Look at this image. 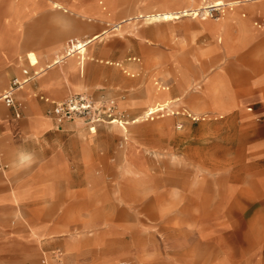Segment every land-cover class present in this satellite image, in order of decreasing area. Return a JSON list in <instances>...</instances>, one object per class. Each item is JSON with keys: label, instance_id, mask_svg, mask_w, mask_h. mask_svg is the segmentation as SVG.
<instances>
[{"label": "rangeland", "instance_id": "1", "mask_svg": "<svg viewBox=\"0 0 264 264\" xmlns=\"http://www.w3.org/2000/svg\"><path fill=\"white\" fill-rule=\"evenodd\" d=\"M9 1L0 0V31L11 16L4 9ZM65 1L81 15L45 0L15 24L19 50L11 62L0 61V93L24 68L41 70L65 55L70 38L107 30L88 46L81 56L86 60L69 56L46 68L33 81L38 92L28 83L19 97L25 108L36 96L49 97L46 116L56 121L48 113L51 101L87 92L100 106L114 100L117 119L129 124L106 119L93 132L75 117L64 122L70 128L56 123L38 134L23 125L5 145L0 133V161L8 164L5 174L0 171V198L25 182L51 185L49 202L34 209L0 202V264H41L44 251L55 264H264V159L255 155L263 125L246 117L264 91V30L254 24H264V0L170 21L146 18L182 8L169 0ZM192 3L202 6V0ZM205 22L219 24L215 34ZM78 23L89 28L76 33ZM30 50L40 64H29ZM150 87L160 92L157 107L180 113L132 123L150 109ZM0 108L8 111L3 103ZM23 111L20 120L28 121ZM61 132L92 136V150L80 153L75 166L86 181L75 190L69 188L67 151L55 137ZM44 146L47 151L36 155ZM18 207L31 213L28 223L11 221ZM37 225L46 227L40 237L31 231Z\"/></svg>", "mask_w": 264, "mask_h": 264}, {"label": "crops", "instance_id": "2", "mask_svg": "<svg viewBox=\"0 0 264 264\" xmlns=\"http://www.w3.org/2000/svg\"><path fill=\"white\" fill-rule=\"evenodd\" d=\"M43 1H45V0H10L7 3L4 2L5 3L4 4L5 5V8H4L5 12L11 13V16L4 20L5 26L0 31V61L1 62L2 61L6 62V63L11 62L13 56L15 54H17V52L19 50V37H18L17 31L14 27L15 24H17V22H20L21 20L24 19L25 15L28 12L29 7L31 5H33L36 2H43ZM221 1L226 3L224 0H221ZM248 1H251V3H254V2H258L259 0H234V1L230 2V4H232L233 6H241V5L246 4ZM192 2H195V0H189V1L188 0H169L168 4H170L172 6H177V8H179L181 6L182 8L181 9H167L165 11H161V12H157V13L146 14V18L151 19L152 21L179 20L180 18H182L184 16L177 18V19L168 18L167 16L169 13L181 14L182 12L184 13L185 11L193 12L195 10H198L201 7V4L199 7H194ZM100 3L102 4L103 1L100 0ZM48 4H52L51 8H53V9H64L65 11H69L73 15H81L79 12L75 11L74 9L67 8L65 0H48ZM202 5H203V0H202ZM248 7H250V9L258 8L257 5H252V4H250ZM260 7L262 9H264V5H261ZM159 15L161 16V18H157V16H159ZM189 16H193V15H189ZM140 17H144V15L137 16V18H140ZM193 17H196V16H193ZM130 19H132V18L124 19L121 22L128 23V21ZM89 21H92V19H89ZM254 24H255V26L263 28V30H264V24L259 23L258 21H255ZM87 25H89V24H87ZM87 25L78 23V26H75V32L79 33V34L86 32V30L89 28ZM118 26H122V25L118 24ZM218 26H219L218 23L205 22L204 28L209 29L213 34H215L214 32L217 31ZM106 32H107V30H103L102 32L94 33L90 36V38L72 37L67 41V44L70 40H81V41L88 42L85 50L83 51L84 53L82 54V55H84V54H86V52L88 50V46L91 43H93L95 40L99 39ZM66 49H67V47H66ZM82 55L76 54L74 56L70 55V57L71 58H77V59L82 58L83 60H86V56L81 57ZM26 56H27L29 64L31 66H36V65L40 64V59L34 51H32V50L28 51ZM68 58H69V56L65 57V55H62V56L56 55V59L53 58V61L51 63L47 64L46 68H51L52 66L58 65L60 63H64L65 60ZM46 68H42L41 70H34V69L30 70L28 68H24V69H28L31 74H33L35 71H38L40 74ZM23 70H22L21 75H15L14 77H12V79L15 77L23 78L25 76L23 73ZM38 75L35 76L31 81L28 82V83H31L30 87L36 93L38 92V85L36 82H33V81L36 80ZM245 75L250 76L251 73H245ZM12 79H10L9 84H10ZM259 79H263L262 84H264V75H263V77H261ZM4 81H5V74L0 73V85ZM223 81L226 82V80H223ZM255 83L256 84L258 83V87L261 88L262 84L261 85L259 84L261 82H258V80H256ZM9 84H8V86H9ZM24 87L21 90H23ZM204 87H206L205 82H204ZM4 90L0 93V95L4 92ZM21 90H18V92L16 94V101L19 104V108H20V116H17L14 109L7 107L4 103L3 104H4V106H6L8 108V111L5 108H0V117L2 115H7V117H2L0 120V133L2 134V136H1V138H2L1 144L2 145H5L4 140H6V138L10 137L9 136L10 132H15L17 130L20 131L21 130L20 128L23 125H29V129L31 130V132L33 134H38V133H41L43 131L47 132L52 125L55 127L56 123H57V129H59L60 126H62V128H64V127L70 128L71 127L72 124L70 122H67L66 124L64 123L65 121L62 123H58L57 121H54V120L52 121L50 118H48L46 116V111L49 107V104L46 103L48 101H46L45 99L49 98V97L45 96L44 94L40 95L39 96L40 98H38V96H36V101L28 103V106L25 108L23 102L21 101V99L19 97V92ZM157 91H158L157 89H154L151 87L149 89H147L148 100L146 103L148 104V106L150 105L149 110H151V111H156V110H159L160 108L166 107L164 105H160L157 107V105H156L157 100L162 102V100H160V97H161L159 94L160 92H157ZM263 92L264 91L260 92V90H259L257 98L250 105H248V107L246 108L247 113H248L246 115V117L247 118L252 117L253 121L258 123V125H263L261 127V131H260V132H262V131L263 132L262 133L256 132L257 134H259V136L255 137L256 138L255 145H256V147H258V146L260 147L256 151L255 155H257L256 157L261 158V159H264V93ZM75 93L88 94L87 92H75ZM75 93H72V94H75ZM230 98L231 99H230L229 103H234V95H232ZM203 99H205V98H203ZM0 103H2V102H0ZM23 109H27V113L30 116L28 118V121L26 120V118H25V121L20 120L25 113V111H23ZM185 112H187V111L185 110ZM173 113H175V112H173ZM170 114H172V113H170ZM170 114H169V116H170ZM251 114H253V116H251ZM146 116L147 115H144L143 117L136 118L135 120L132 121V123L140 121L141 118H144V120H145ZM24 117H25V115H24ZM127 124H129V122H127ZM123 128H124V132L127 133L128 128L126 127V125H123ZM66 135H68V134L61 132V133H56L55 137H58L59 140L62 141L63 145L61 148H62L63 152L67 151V158L65 159V165L69 168L70 175H71L70 180H69L71 184L69 185V188L75 190V189L79 188L77 185L79 182L81 183V182L86 181V179L83 180V179L78 178L79 172L77 169H75V166L76 165L79 166L80 162L82 161L79 157L80 153H85L86 151L92 150V146H91V144H89L92 141V136H90V135L86 136V134L80 133V134L68 135V138H67ZM45 151H47V148L44 146V148L41 147L38 150H35V154L37 155L38 153H43ZM20 157L21 156L18 153L17 158H20ZM0 165L2 166V168H0V171L3 174H5L6 168L8 167V164H3V162L0 161ZM4 166H7V167L4 168ZM50 190H51V185H49V184L40 185V184H37L35 182H31V183L25 182L23 185H19L17 187V190L13 191L12 194H10L9 196L1 197L0 202L6 201V202L10 203L11 205H16V206H20V205L25 204V205L31 206V208L34 209L35 206L49 202V198H50V194H51ZM30 217H31L30 212L24 211L20 207H18L13 212L11 221L13 222L15 220L16 223L22 222V221L28 223L30 220ZM31 231L35 236L40 237L46 232V227L44 225H37L35 227H31ZM43 255H47L45 253V251L41 254L40 262L42 260ZM189 263L190 264H196V261L193 259Z\"/></svg>", "mask_w": 264, "mask_h": 264}, {"label": "built area", "instance_id": "3", "mask_svg": "<svg viewBox=\"0 0 264 264\" xmlns=\"http://www.w3.org/2000/svg\"><path fill=\"white\" fill-rule=\"evenodd\" d=\"M230 6V4H224L221 6L210 7L208 8L213 14V11L218 9L220 10L221 7ZM231 7V6H230ZM214 8V9H213ZM216 8V9H215ZM88 42L81 41V40H70L67 44L66 54L65 57L70 56L72 54H83L86 45ZM24 77L19 78L15 77L11 80L9 86L4 90V92L0 95V102L4 103L7 107L14 109L17 116H20V108L19 104L16 101V94L18 90H21L25 84L31 81L35 76L39 74L38 71H35L33 74L29 72L28 69L23 70ZM46 101L50 102L49 98L45 99ZM52 107L48 110V113L53 116L58 123H62L67 120L74 119L75 117H81L87 120V123L90 124L91 127H96L99 122L105 121L108 119L110 121H114L117 119L116 113L114 112L115 101L114 100H106L103 106L98 105V102L89 94L84 93H75L69 95L63 101L56 102L51 101ZM171 111L168 106L164 108H160L156 111H147V119L153 120L156 115L164 116L167 112ZM171 111V113L179 114L180 111ZM183 115H188L192 117L193 120H198L197 117L192 116V114L187 113L185 111L182 112ZM169 115V114H168ZM183 125L179 124V128ZM90 128V127H89ZM7 166H4V168ZM0 168L2 166L0 165ZM57 262L60 261V254L54 256ZM42 264H55L48 255H43Z\"/></svg>", "mask_w": 264, "mask_h": 264}, {"label": "bare ground", "instance_id": "4", "mask_svg": "<svg viewBox=\"0 0 264 264\" xmlns=\"http://www.w3.org/2000/svg\"><path fill=\"white\" fill-rule=\"evenodd\" d=\"M206 2V0H203V4ZM224 4H227V3H224L223 1H221V0H215V1H213L211 4H209V5H202L198 10H195V11H193V12H189V11H185L184 13L182 12L181 14H179V13H169L168 14V18H173V19H177V18H180V17H182V16H189V15H195L196 17H198V16H201V17H204V18H208V16L207 15H211V12H210V10L208 9V8H210V7H216V6H221V5H224ZM230 5H232V4H230ZM186 10V9H185ZM156 18V17H155ZM157 18H161V16H157ZM77 53H75V54H72L71 56H74V55H76ZM147 117V116H146ZM110 122H118V123H121V124H123V123H125V124H127V122H129V121H126V122H124V121H120L119 119H116V120H114V121H110ZM91 131H93V132H96V128L95 127H92L91 128Z\"/></svg>", "mask_w": 264, "mask_h": 264}]
</instances>
